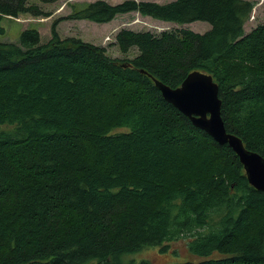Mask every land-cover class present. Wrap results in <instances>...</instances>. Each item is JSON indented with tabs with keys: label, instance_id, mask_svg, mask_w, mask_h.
Listing matches in <instances>:
<instances>
[{
	"label": "trees",
	"instance_id": "1",
	"mask_svg": "<svg viewBox=\"0 0 264 264\" xmlns=\"http://www.w3.org/2000/svg\"><path fill=\"white\" fill-rule=\"evenodd\" d=\"M33 1L0 0V35L6 16L49 15ZM254 5L96 0L70 14L211 25L124 28L120 50L139 51L126 62L61 39L57 21L46 43L35 28L0 42V264H134L123 255L181 238L196 259L169 264H264V191L154 81L176 88L191 72L212 75L227 130L264 157V24L245 30Z\"/></svg>",
	"mask_w": 264,
	"mask_h": 264
},
{
	"label": "rangeland",
	"instance_id": "2",
	"mask_svg": "<svg viewBox=\"0 0 264 264\" xmlns=\"http://www.w3.org/2000/svg\"><path fill=\"white\" fill-rule=\"evenodd\" d=\"M96 0H56L53 3H43L40 0L33 2L46 12L48 16H33L30 14H21L19 17L6 16L3 25L6 28V35H0V42H18L20 31L26 28H35L39 30L41 42L46 43L51 39V29L54 22H58L57 31L61 39L71 37L81 38L86 42L98 46H104L107 54L113 58L126 62L135 58L139 51L133 47L127 53H123L116 40L120 30L127 28L134 31H151L154 34H161L163 31H174L180 29H192L196 32L204 33L211 29L210 23L206 21H194L186 24L175 22H166L154 19L149 16H143L138 11H131L119 14L115 19L107 23H96L86 19H69L71 13L83 4ZM109 3L117 4L125 0H106ZM152 1L158 3H167L172 0H136ZM255 3L253 12L245 24L246 32L260 24H264V0H250ZM188 239L181 238L177 241L165 243L162 245H150L137 252L123 255L125 262L134 261L139 264L142 260H148L152 264H169L196 259L188 247Z\"/></svg>",
	"mask_w": 264,
	"mask_h": 264
},
{
	"label": "water",
	"instance_id": "3",
	"mask_svg": "<svg viewBox=\"0 0 264 264\" xmlns=\"http://www.w3.org/2000/svg\"><path fill=\"white\" fill-rule=\"evenodd\" d=\"M154 81L164 99L186 115L195 126L219 144H228L243 164L250 184L264 191V157L248 149L239 136L227 130L221 113L219 85L213 76L194 71L176 88L155 78Z\"/></svg>",
	"mask_w": 264,
	"mask_h": 264
}]
</instances>
